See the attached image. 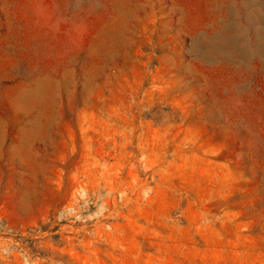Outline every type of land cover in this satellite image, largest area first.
Instances as JSON below:
<instances>
[{"label":"rangeland","instance_id":"1","mask_svg":"<svg viewBox=\"0 0 264 264\" xmlns=\"http://www.w3.org/2000/svg\"><path fill=\"white\" fill-rule=\"evenodd\" d=\"M0 264H264V0H0Z\"/></svg>","mask_w":264,"mask_h":264}]
</instances>
